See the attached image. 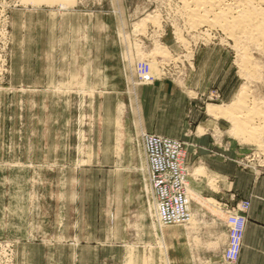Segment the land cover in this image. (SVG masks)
Segmentation results:
<instances>
[{
  "label": "rangeland",
  "instance_id": "374dc122",
  "mask_svg": "<svg viewBox=\"0 0 264 264\" xmlns=\"http://www.w3.org/2000/svg\"><path fill=\"white\" fill-rule=\"evenodd\" d=\"M186 2L0 0V264H264V53L189 24ZM146 136L178 142V184L162 179L164 148L152 175ZM202 137L252 199L195 196ZM159 198L173 220H161ZM198 226L202 241L184 244ZM205 229L216 254L188 255L206 250Z\"/></svg>",
  "mask_w": 264,
  "mask_h": 264
},
{
  "label": "bare ground",
  "instance_id": "6f19581e",
  "mask_svg": "<svg viewBox=\"0 0 264 264\" xmlns=\"http://www.w3.org/2000/svg\"><path fill=\"white\" fill-rule=\"evenodd\" d=\"M186 1H189V0H186ZM225 1H229V2L225 3ZM181 3H183V2H181ZM184 8H185L184 11H185V14L187 16V20L190 21L189 24H191V25H206L208 27H212L215 25L220 26V28L224 29L229 34H231L232 37L234 36L235 40L237 42H239L243 48H246L247 46H249V48H254V50L256 49L257 51H261L264 53V0H190V2L185 3ZM211 17H212V19H211ZM179 41H180V39H179ZM244 50L245 49H243V51ZM247 51H248V49H247ZM165 52L166 51H164V53ZM241 54H242V52H241ZM165 56H167V55H165ZM245 57L246 56H244L243 58H245ZM241 58H242V56H241ZM246 59H247V57H246ZM248 61H249V59H248ZM241 67H242V65H241ZM244 68H242V69H244ZM245 91L246 90L244 88L240 89V91L237 94L236 99L230 104L229 111H233V110L241 108L243 106V104H244L243 100H244L245 94H246ZM245 102H247V101H245ZM246 107H244V108H246ZM251 108H249V109H251ZM257 110H253V111H257ZM209 111H210L209 115H211V117L213 116V117L217 118V117H220L222 115L225 116V114L228 110L224 111V110L211 108V110H209ZM244 111H247V110H244ZM228 115L229 114H227V116ZM252 115H254V114H252ZM231 116H232V114H231ZM238 116L239 115H236L237 119H238ZM240 118L241 117H239V121L241 120ZM247 118H248V116H247ZM249 118H251V117H249ZM244 119H245V117H244ZM233 120H236V119H233ZM242 122H243V120H242ZM239 123H237V124L241 125V122H239ZM242 127H244V126H242ZM244 129H245V127H244ZM253 130H255V129H253ZM257 136L259 137V135H257ZM154 205H156V207L158 208V212L160 215V211H159V207L157 205V202H154ZM160 217H161V215H160Z\"/></svg>",
  "mask_w": 264,
  "mask_h": 264
},
{
  "label": "crops",
  "instance_id": "0c3cea01",
  "mask_svg": "<svg viewBox=\"0 0 264 264\" xmlns=\"http://www.w3.org/2000/svg\"><path fill=\"white\" fill-rule=\"evenodd\" d=\"M160 86H162L160 83H156L154 88L157 89V87H160ZM164 95L168 97L170 96L167 90L164 93ZM191 103H192L191 99H188V104L191 105ZM189 108H190L189 110L190 114H193V111L195 113L198 112V110L195 108L191 109L190 106ZM188 120L189 121L191 120L190 115H189ZM209 140L210 139H208V137H202L201 139H199L200 145L198 144V147L195 148L194 153H193L194 154L193 158L196 159L197 161L192 164V173H191L192 176H191L190 183L192 185L195 196L198 199L214 198V199L228 200L229 198L231 199L232 194L236 193L242 197L244 196V197L249 198L250 196L252 199L253 188L251 187L250 181L248 183L244 182L242 184V187L240 188L238 169L236 168L235 165H233L230 159H228L221 153H217L214 150L210 152L208 149L209 147H206V146H209L210 144ZM200 172H202L203 174H200ZM215 186L217 187V190L214 189ZM197 219H198L197 221L198 225H201L204 222H206V220L202 218L197 217ZM252 226H257V225L253 224V222H250L248 224L246 231H245L246 239L250 233V230L252 229ZM198 227L199 228L196 230L189 229L188 231L187 230L184 231L183 233L184 234V237H183L184 244L187 240L191 242L192 239H196L197 236L199 237V235L200 237L197 238V240L202 241L201 234L203 232L202 230L203 227L201 226H198ZM205 234H206V240L204 242V245H205L204 247L206 248V250L203 249L202 251H198V250L196 251L189 247L188 255L197 256L202 259L203 256H209L211 254H216L217 251L215 248V245H216L215 235L217 234L214 233V230L210 231L209 229H207V231L205 229ZM218 235L220 239H222L223 237L226 238L225 229L219 230ZM171 237L174 238L175 235L173 234L171 235ZM247 240H244L245 243H248ZM246 245L245 247L247 249ZM184 256L187 257L186 248H184Z\"/></svg>",
  "mask_w": 264,
  "mask_h": 264
},
{
  "label": "built area",
  "instance_id": "2783aa9c",
  "mask_svg": "<svg viewBox=\"0 0 264 264\" xmlns=\"http://www.w3.org/2000/svg\"><path fill=\"white\" fill-rule=\"evenodd\" d=\"M145 145H146V150H147V156L150 162V167H151V172L153 175L154 169H156L157 171H159V169H163L165 168V157H155V153H157V150H161V149H165V151H170V155H168V157L170 158L168 161H170L169 166L172 168V174H170V172L168 170H166V172L164 173L163 176V181L165 183H168L167 178L171 175L174 176V181L175 184H178L179 181L183 180V170L182 168H180V154L181 151L177 148L178 142L176 140H170V139H166V138H160L157 136H146L145 137ZM164 164V165H163ZM157 183V187L153 184V187L156 191V193H165L166 191V187L168 184L166 185H162L159 186L158 181L154 180ZM159 183L161 184V182L159 181ZM157 201V205L159 207V211H160V215H161V220L162 218L165 220V218H167V211L164 208V206L162 205V202L159 199L156 200ZM187 206V205H186ZM170 220H173L172 218H167ZM235 248H237V245H234Z\"/></svg>",
  "mask_w": 264,
  "mask_h": 264
}]
</instances>
